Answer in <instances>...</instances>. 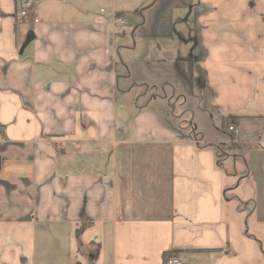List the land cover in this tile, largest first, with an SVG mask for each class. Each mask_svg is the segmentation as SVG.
<instances>
[{"label":"crops","instance_id":"crops-1","mask_svg":"<svg viewBox=\"0 0 264 264\" xmlns=\"http://www.w3.org/2000/svg\"><path fill=\"white\" fill-rule=\"evenodd\" d=\"M19 14L0 0V264H264V0Z\"/></svg>","mask_w":264,"mask_h":264},{"label":"built area","instance_id":"built-area-1","mask_svg":"<svg viewBox=\"0 0 264 264\" xmlns=\"http://www.w3.org/2000/svg\"><path fill=\"white\" fill-rule=\"evenodd\" d=\"M39 0H19L20 3V18H27L29 17L31 14H33V12L36 9V5L38 3ZM36 21H38L37 18H35ZM117 22L119 24H125L126 23V19L125 18H117ZM236 127L234 125H230L229 126V131L234 132L236 131ZM165 264H184V261L176 256V255H172L168 258H166L165 260Z\"/></svg>","mask_w":264,"mask_h":264},{"label":"trees","instance_id":"trees-1","mask_svg":"<svg viewBox=\"0 0 264 264\" xmlns=\"http://www.w3.org/2000/svg\"><path fill=\"white\" fill-rule=\"evenodd\" d=\"M211 146L214 147L215 151H216V154H217V159H218V162L221 163L222 160L231 152V150L234 148V147H237V146H241V143L237 142L235 143L234 145H225L224 144V147H221V145L215 143V144H210ZM243 147L247 148L248 145H243Z\"/></svg>","mask_w":264,"mask_h":264},{"label":"rangeland","instance_id":"rangeland-1","mask_svg":"<svg viewBox=\"0 0 264 264\" xmlns=\"http://www.w3.org/2000/svg\"><path fill=\"white\" fill-rule=\"evenodd\" d=\"M20 17V16H19ZM176 112H177V114H181L180 115V117H181V120H182V122H183V124H186L187 123V121L189 120V118L191 117V116H189V114H186L184 111H180L181 109H179L178 107H176ZM236 142H233V141H231V142H228V143H225V145H234ZM219 145H221V147H224V143L222 144V143H220ZM239 203V207H241V208H246V203H245V201H241V202H237V204ZM246 211H248L247 209H246ZM247 226H246V230H247ZM251 228V227H250ZM252 231H253V229L251 228V231H249V233L251 232L252 233Z\"/></svg>","mask_w":264,"mask_h":264}]
</instances>
